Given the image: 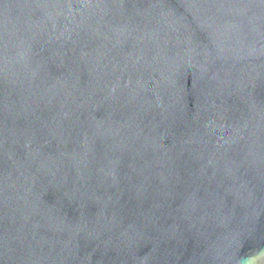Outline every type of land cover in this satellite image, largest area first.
I'll return each mask as SVG.
<instances>
[{"label": "water", "instance_id": "95a60500", "mask_svg": "<svg viewBox=\"0 0 264 264\" xmlns=\"http://www.w3.org/2000/svg\"><path fill=\"white\" fill-rule=\"evenodd\" d=\"M0 264H264V0H0Z\"/></svg>", "mask_w": 264, "mask_h": 264}]
</instances>
